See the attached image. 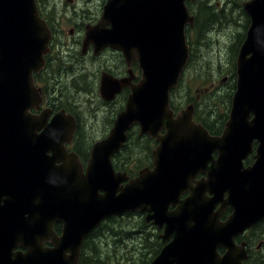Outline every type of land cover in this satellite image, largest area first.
<instances>
[{
  "label": "water",
  "instance_id": "obj_1",
  "mask_svg": "<svg viewBox=\"0 0 264 264\" xmlns=\"http://www.w3.org/2000/svg\"><path fill=\"white\" fill-rule=\"evenodd\" d=\"M244 8L250 24L236 59V88L215 135L194 119L193 104L177 113L171 106L190 58L186 28L195 18L187 0H107L100 20L86 26L83 51L120 50L128 63L139 62L142 77L132 84L131 76L103 74V98L132 90L85 166L64 144L75 120L31 111L40 108L34 73L45 67L51 38L37 1L0 0V264H78L94 227L139 209L165 225V239L175 230L151 264H241L234 236L264 220V0H247ZM135 125L157 144L153 167L131 178L112 158ZM255 142V161L244 166ZM200 172L206 177L197 180ZM183 192L191 194L180 199ZM219 203L234 209L225 222L214 212Z\"/></svg>",
  "mask_w": 264,
  "mask_h": 264
},
{
  "label": "flooded vegetation",
  "instance_id": "obj_2",
  "mask_svg": "<svg viewBox=\"0 0 264 264\" xmlns=\"http://www.w3.org/2000/svg\"><path fill=\"white\" fill-rule=\"evenodd\" d=\"M46 19L48 20V18ZM99 20L95 22H81L80 25L84 27V32L81 33V36L77 38V40L74 39L71 40V42L65 41L60 32L58 33L56 26L48 20L51 29L50 49L45 55V67L39 72L34 73L36 86L41 89V104L39 109L32 108V113L40 114L42 110L48 109L49 120L59 112H63L64 115L72 117L75 120V128L70 140L66 141L64 144L67 152H73L79 155L84 165L90 156L93 144L106 137L109 133L117 114L125 107L128 96L132 90L130 85L125 86L117 92L113 98H103L100 92L103 74L108 73L116 79L131 76L132 84L138 83L142 77V70L139 62L134 61L128 63L124 53L120 50L105 47L98 54H95L93 46L90 45L83 51L86 26L88 24H95ZM196 21L197 17L195 16V23ZM75 30L76 28L74 27L69 30V36H72V38L76 36ZM70 43L71 45H69ZM76 43L81 46L78 53L73 50V45ZM105 58L107 59L105 60ZM180 110H175V112L177 113ZM91 118L95 120V122H92V120H90ZM196 121L199 122L198 120ZM95 126H103L104 130L101 136L91 139L85 138L84 135L86 134L87 128ZM134 127L138 126H133L128 134H130ZM139 135L146 136L157 144V141L149 135L140 134V132ZM81 146L82 148L80 149ZM256 146L257 142L254 143L252 152L244 159V166H250L254 163ZM214 155L217 157L216 153H214ZM153 159L154 157L151 154V161L142 166L137 174L133 175L131 173L130 177L134 178L138 176L140 170L144 167L152 168ZM204 177H206V172H200L196 176V179L201 180ZM190 194V192H183L180 199H185ZM225 196H227V194ZM178 206L179 204L177 203L170 204L168 206L169 214L171 215ZM217 211L220 212L219 221L225 222L233 213L234 209L230 205L222 208L221 203H219L214 208V212ZM130 213H134L138 217L135 224V228L137 229L134 230V234L143 235L146 238V242L142 244L143 246L141 249L148 247V244L151 246L152 252H150L149 257L145 259L143 264H151L161 253L164 246L174 239L175 230L173 229L172 235H169L168 238L165 239V225L161 223L159 226V224L154 223L152 219L148 220L147 211L139 209L123 213L122 215ZM122 215H113L103 219L88 233L81 244L78 264H94L95 261L100 260L101 255L98 254V239L100 235H117L119 232L114 231L110 227V225H112L110 222L116 221L114 220L116 219L114 216ZM116 224L120 226L125 225V223ZM127 225H129V223H127ZM53 228L60 236L63 231L62 221L55 222ZM234 242L236 247V253H234V255H236V257L244 256L238 261L239 263L241 261V264H264V220H258L246 227L241 233L236 234L234 236ZM45 245L53 246V243L47 242ZM217 252L219 256H224L227 252L226 246L219 245L217 247ZM139 262L140 260H137L135 264Z\"/></svg>",
  "mask_w": 264,
  "mask_h": 264
},
{
  "label": "rangeland",
  "instance_id": "obj_3",
  "mask_svg": "<svg viewBox=\"0 0 264 264\" xmlns=\"http://www.w3.org/2000/svg\"><path fill=\"white\" fill-rule=\"evenodd\" d=\"M106 1L43 0L42 5L46 18L56 26L65 41L71 42L77 40L84 32L81 22L99 20ZM245 1L247 0H208L209 4L216 6V14L212 15L210 18L212 20L206 21L203 27L205 15L201 19L199 17V27L189 26L186 33L192 55L189 66H186L182 74L180 87L171 93L172 107L180 110L190 101H194L196 120L205 121L212 129L223 115L229 116L231 108L229 96L231 91L234 93L232 83L233 80L236 81V76L233 79V74L236 75V59L243 41L242 34L247 31L250 24V17L244 8ZM203 2L204 0L189 1L194 15L199 12ZM73 27L76 28L75 38L69 36V30ZM80 47L76 43L73 50L78 53ZM227 119L228 117L224 121ZM90 120L95 122L92 118ZM103 130V126L89 127L84 137L89 139L99 137ZM130 134L131 143L128 144L130 149L116 156L115 161L121 163L127 160L128 164L122 167V170L134 175L151 161L150 155L156 142L146 136H140L138 127H134ZM114 217L116 221H111L110 227L119 233L100 235L97 244L101 258L94 264H135L137 260H140L138 264H143L152 250L150 244L141 249L146 238L134 234V230L137 229L135 228L137 215L130 213ZM116 223L125 225L120 226Z\"/></svg>",
  "mask_w": 264,
  "mask_h": 264
},
{
  "label": "trees",
  "instance_id": "obj_4",
  "mask_svg": "<svg viewBox=\"0 0 264 264\" xmlns=\"http://www.w3.org/2000/svg\"><path fill=\"white\" fill-rule=\"evenodd\" d=\"M42 2H43V0H37V3H38V7H39V9H40V11H41V14L43 15V16H45V11H44V8H43V5H42ZM187 2H189V1H187ZM215 5H213V4H209L208 3V0H204V2H203V4H202V6L199 8V12L198 13H196L195 14V16L197 17V21H196V23L194 22V25L196 26V27H199V17H200V19L202 18V16L203 15H205V20H204V24L202 25V27L205 25V22L206 21H208V22H210L212 19H210L211 17H212V15H214V14H216L215 13ZM189 8L191 9V7L189 6ZM191 11H192V9H191ZM242 39L245 37V33L244 34H242ZM190 44V43H189ZM190 46H191V44H190ZM237 49H238V46H237ZM191 55L192 54H190V58H191ZM190 61V60H189ZM188 65H189V62H188ZM235 73L233 74V79H235ZM235 84H236V82H235V80H233V83H232V87L233 88H235ZM232 95H233V92L231 91L230 92V96H229V98H230V101H231V98H232ZM190 102H193V104H194V106H195V108H196V103L194 102V101H190ZM230 109V108H229ZM205 117H207V116H205ZM228 117V114H225V115H223L222 116V118L218 121H216V127L214 128V129H212L205 121H202V124L204 125V126H206L208 129H209V131L211 132V133H213V134H220L221 132H222V128H224V126H225V122L226 121H224V119H226ZM208 118V117H207ZM224 121V122H223ZM132 131V130H131ZM221 131V132H220ZM131 141V134H128V139H127V142L125 143V145L123 146V148L120 150V152H118L117 154H115L114 156H113V163H114V165H115V167H116V169L117 170H121V171H123L122 170V167H125V166H127V164H128V161L127 160H124V161H122L121 163H119V161H115V157L116 156H118L119 154H121L124 150H126V149H130V142ZM129 144V145H128ZM129 174V173H128ZM129 175H131V173L129 174Z\"/></svg>",
  "mask_w": 264,
  "mask_h": 264
},
{
  "label": "bare ground",
  "instance_id": "obj_5",
  "mask_svg": "<svg viewBox=\"0 0 264 264\" xmlns=\"http://www.w3.org/2000/svg\"><path fill=\"white\" fill-rule=\"evenodd\" d=\"M102 248V247H101ZM98 250V249H97ZM105 256V255H104ZM113 258V257H112Z\"/></svg>",
  "mask_w": 264,
  "mask_h": 264
}]
</instances>
